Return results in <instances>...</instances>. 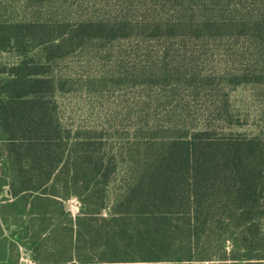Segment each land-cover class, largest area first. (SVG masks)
Masks as SVG:
<instances>
[{"label": "trees", "instance_id": "1", "mask_svg": "<svg viewBox=\"0 0 264 264\" xmlns=\"http://www.w3.org/2000/svg\"><path fill=\"white\" fill-rule=\"evenodd\" d=\"M137 1L149 13L139 20L129 17L135 5L76 21L10 20L0 6V49L18 57L0 69V264H19L21 248L35 264H264V134L234 131L224 96L193 118L190 101L212 75L198 81L206 52L182 50L185 38L199 52L235 46L243 60L226 85L262 81L261 61L252 70L244 62L252 49L264 55V0ZM150 41L154 61L142 52ZM116 43L139 58L104 79L160 95L126 106L137 113L129 127L108 126L109 115L106 125L66 124L57 94L73 88L55 65ZM181 83L188 95L174 99ZM152 109L166 115L152 118ZM74 198L77 213L67 206Z\"/></svg>", "mask_w": 264, "mask_h": 264}, {"label": "rangeland", "instance_id": "2", "mask_svg": "<svg viewBox=\"0 0 264 264\" xmlns=\"http://www.w3.org/2000/svg\"><path fill=\"white\" fill-rule=\"evenodd\" d=\"M137 0H1V12L5 19L10 20H36V19H61L76 21L86 18H105L110 19L119 16L128 7L135 5L131 9L130 16L134 20H139L143 16H148L149 13L143 11V5L137 6ZM157 3V2H153ZM143 4V3H142ZM187 48L182 50L188 51V54H202L199 59V70L201 71L198 81H202V76L212 75L210 84L206 85L208 81L203 82L201 93L196 99L191 100V115L197 119L203 115L201 108L203 103L210 100L226 97L227 102L232 104L234 112L233 120L238 126L233 128L247 135L264 134V76L262 81H257L251 77L247 83L239 85H230L225 81L224 74L233 71L240 65L243 57L236 54L235 46L229 45L224 48L207 47V50L199 52L195 49L197 41L185 38ZM233 44L234 41L232 40ZM235 45V44H234ZM172 49L174 47H171ZM159 48L156 41H150V47L143 49L142 52H149L152 54L151 60H157L159 56ZM137 51L125 43H116L111 47H101L98 49L79 50L69 55L62 62L57 63L55 73L62 77L68 78V85H72L71 91H65L57 94V100L60 106L61 117L63 121L70 126L79 125H106L103 124L107 115L112 119L111 125L117 123L124 126H130L133 123V116L135 110L125 111L126 106L137 107L141 101L154 99L160 95L161 91L157 88H141L140 84L133 83L132 85L126 81L119 85H112L109 80L104 79L107 76L119 74V71L133 63L139 58ZM256 50L252 49L251 54L248 53L245 57V66L250 67L247 62H251V70L255 68V60H260V68L264 69V55L258 56L253 54ZM137 56H136V55ZM259 58V59H258ZM146 60V57H142ZM18 61V57L14 51H3L0 49V69L4 65H12ZM235 61V62H234ZM130 68V67H129ZM181 74L176 75L175 82L181 78ZM184 78V77H183ZM187 83H181V89L176 93H171L174 99L187 96L188 92L184 90ZM205 84V85H204ZM214 88L213 93H207L206 87ZM220 87L223 95H215L216 88ZM145 89H148L144 91ZM136 104V105H135ZM175 102H173V105ZM171 108V107H170ZM152 118L163 119L166 115L162 109L155 112L154 109L149 111ZM130 116L124 122H121L122 115ZM168 118V117H167ZM165 118V119H167ZM218 124V123H217ZM241 124V125H240ZM228 126V124H227ZM229 131L227 129H223ZM123 168H121L115 176L111 187V195L115 197L118 192L117 187L120 184ZM67 206L73 213L79 210V201L71 199L67 202ZM21 259L19 264H35L24 248H21Z\"/></svg>", "mask_w": 264, "mask_h": 264}]
</instances>
